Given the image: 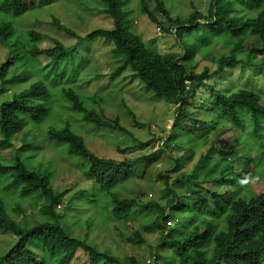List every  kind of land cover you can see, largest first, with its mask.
<instances>
[{
  "label": "trees",
  "instance_id": "1",
  "mask_svg": "<svg viewBox=\"0 0 264 264\" xmlns=\"http://www.w3.org/2000/svg\"><path fill=\"white\" fill-rule=\"evenodd\" d=\"M28 1L0 0V44L7 49L5 62H0L1 85L5 83L10 67H21L23 75H26L33 69V60L40 56L47 57L56 65L51 74L41 69L38 74L42 79L59 82L64 77H74L71 58L85 38L55 19V26L77 37V43L66 47L56 41L53 48L39 49L36 43L41 35L34 29L22 34L17 21L29 12L53 6L56 1ZM97 1L103 5V12L113 20L114 28H97L86 38L91 41L105 39L113 43V54L123 59L115 76L131 67L134 76L156 97L175 105L174 128L168 139H163L160 149H167L175 167L158 175L172 196L165 205L156 199L144 202L145 191L137 198L119 196L117 189L134 177L136 168L146 162L148 156L133 159L99 156L69 124L60 128L49 126L41 140L38 133L42 132V126L51 114L52 93L45 82L36 85L37 81L15 94L12 100L0 104V132L3 135L0 138V231L9 232L16 239L13 247L0 255V264H72L79 252L89 257V264H96L99 258L116 264H121L123 258L129 264H264V192L258 199L240 198L244 190L252 189L257 176H264V147L258 142L264 137L262 95L246 88L226 94L209 83L238 66L264 69V0H212L208 15L197 12L193 20L177 17L175 22L169 18L163 1L156 0L157 11L170 22V26L163 29L174 34L172 30L175 26L182 27L175 37L183 48L180 53L156 56L147 52L142 37L125 21L128 0ZM141 3L142 13L163 27L164 24L149 10L146 0H141ZM222 40L229 46L228 53L215 60V68L195 72L196 58L207 54L214 43ZM251 43H258L259 46ZM62 92L70 104L69 108L84 122L133 136L121 126L118 118L110 120L101 117L94 105L89 104V107L88 97L85 99L80 90L66 86L62 87ZM200 95H207V98L202 107L197 106L200 109L195 113L192 111L195 107L193 102ZM93 100L95 104L100 103ZM129 111L137 126L145 125ZM247 121L251 127L249 130H246ZM224 122L247 131L258 147L256 157L247 154L244 147L241 150H235L231 145L217 148L212 143L191 169L185 171L184 166L193 161L195 151L175 145V132L190 136L196 132L197 124L207 131ZM249 137L243 138L246 144L250 141ZM14 140L20 141L21 145L17 146ZM43 142L56 144L67 156L76 158L84 178L93 183L92 189L76 192L61 212L57 211V206L63 203L64 193L51 187L53 172L50 164L45 166L43 173L33 171V167L29 169L42 157ZM151 143H140L134 148H145ZM4 150H10V159L1 155ZM127 150L118 148L117 151L125 153ZM25 151L31 152L28 165L21 159ZM39 162L43 163V160ZM174 174L177 176L172 180ZM37 192L45 193L50 202L46 207L47 213L40 214L38 218L41 219L29 226L24 222L26 220L18 221L17 215L24 212L23 200H28ZM3 193L15 196L9 199ZM76 198L83 204H103L113 220L128 222L138 215L142 228L159 230L161 237L157 244L151 246L150 259H142L138 255L121 256L119 253L110 255L92 243L88 235H72L63 220L75 208L73 203ZM169 209L172 210L168 212ZM97 213H101L100 209ZM178 214H182L183 219L191 216L195 220L188 232L181 238H174L172 234L177 226H183ZM98 219L101 220V217ZM85 220L90 226L95 221L92 216L89 219V215ZM141 230L136 228L127 242L135 247L145 244ZM37 252L41 254L40 262Z\"/></svg>",
  "mask_w": 264,
  "mask_h": 264
},
{
  "label": "rangeland",
  "instance_id": "2",
  "mask_svg": "<svg viewBox=\"0 0 264 264\" xmlns=\"http://www.w3.org/2000/svg\"><path fill=\"white\" fill-rule=\"evenodd\" d=\"M53 6L37 9L21 17L17 23L22 34L34 29L41 35L36 46L41 50L50 49L56 46V41L62 42L66 47L77 43L78 38L68 35L66 32L58 29L54 20L57 19L61 24L74 31L81 38H85L79 49L73 53L71 62L75 68V76L64 77L59 82H52L49 79L41 78L38 72L42 69L47 74L55 70V63L45 56H40L33 60V69L26 75H23V68L10 67L6 81L3 85L0 83V104L13 99L15 94H19L29 88L35 82H45L52 93L51 114L45 124L42 126V132L38 133L43 140L47 128L53 125L57 128L69 124L77 133L81 134L88 147L99 156H117L136 158L142 155L148 156V160L141 163L135 171L134 177L126 181L117 189L119 196L128 198H137L141 192L145 191L144 202L149 199H156L165 205L172 193L167 191L163 181L158 177L162 172L171 171L175 167V162L167 149L162 148L163 139L167 140L175 124V105L167 102L163 98H158L154 92L147 89L144 83L135 75L131 67L115 76V71L122 65L123 59L116 57L113 52V43L105 39L89 40L87 34L97 28L112 29L114 22L102 10L103 5L97 0H55ZM165 10L169 13V18L175 22V18L193 20L195 14L200 12L208 15L212 0H162ZM29 0L28 3H31ZM149 10L154 12L156 17L164 24L157 25L153 23L148 15L142 13L141 0H128L125 7L127 11L125 21L132 26L133 31L140 35L144 41L147 52L151 56L158 54L180 53L183 48L179 45L175 35L182 29L181 26H175L172 33H168L164 27H169L170 22L166 16L157 11L156 0H146ZM259 46L258 43H251ZM229 46L225 41L214 43V47L207 54H200L196 58L197 65L195 72L201 73L205 68H215V60L223 53H228ZM7 49L0 44V62H5ZM14 57V55H12ZM211 83L216 90L226 94L246 88L262 95L261 103L264 105V69L248 68L247 66H238L223 73L213 79ZM70 86L80 90L84 98L88 97L89 104L94 105L101 117L110 120L119 119L121 126L130 131L133 136L122 134L119 131L98 128L93 124L84 122L77 113L72 111L70 104L64 99L62 87ZM209 95V94H208ZM94 99L100 103H94ZM207 95H200L198 100L193 102L195 107L201 106ZM192 107V111L197 113L200 107ZM202 107V106H201ZM131 110L144 126H137L134 122ZM209 119V118H207ZM248 121L246 130H249ZM193 138L185 134H174V144L183 145L186 148H193L195 156L192 162L184 166L185 171H189L194 162L198 161L212 146L217 148L231 145L235 150L246 148V153L252 157L258 154V147L254 140L247 135V131L236 129L231 123L224 122L221 126H216L211 130L201 129L199 124ZM249 127V128H248ZM3 135L0 132V138ZM242 139H239V138ZM250 141L246 144L243 138ZM152 142L145 148H134L140 143ZM176 142V143H175ZM259 145L264 147V137L258 140ZM17 146L20 141L14 140ZM118 148L128 149L125 153H118ZM240 149V150H241ZM10 150H4L1 155L10 159ZM42 157L36 161L34 166H29L33 171L43 173L46 165L51 166L53 175L51 177V187L56 191H62L63 203L57 206V211H64V205L67 204L76 192L79 190H90L93 183L83 176V171L78 166L76 158L67 156L65 151L56 144L43 142L41 149ZM31 157L30 151L21 154V159L28 165ZM218 156H216V159ZM43 160V163L39 162ZM218 160V159H217ZM171 169V170H170ZM264 175V174H263ZM177 174L172 175L173 177ZM2 186V185H1ZM264 192V176H257L252 184V189L244 190L241 194L242 200L258 199ZM10 197L15 194L3 193ZM115 200V199H114ZM50 198L43 192H37L29 196L28 200H23L24 212L18 213L17 220H26L29 226L41 218L39 215L47 213L46 207ZM75 208L67 214L63 223L68 227L71 234L78 237H87L96 244L100 250L110 254L121 256L138 255L142 259H150L151 246L158 243L161 237L159 230H146L138 222V215L133 216L132 221L113 220L103 208V204H94L80 202L76 198ZM103 208V210H101ZM100 209L101 213L97 211ZM111 209V207H110ZM172 209H169L171 211ZM92 216L95 221L90 226L87 220ZM101 217V220L98 219ZM180 224L175 229L172 237L181 238L193 226L194 217L188 216L182 218L178 214ZM97 218V219H96ZM53 220V217L51 216ZM136 228L142 229L146 243L140 247H135L127 242ZM16 243L15 237L5 231H0V255L5 254ZM40 262L41 254L37 252ZM89 257L79 252L72 264H89ZM96 264H116L105 258H99ZM121 264H129L125 258Z\"/></svg>",
  "mask_w": 264,
  "mask_h": 264
}]
</instances>
